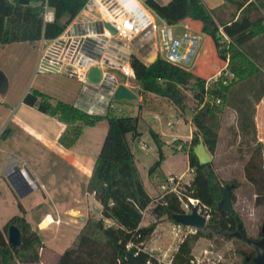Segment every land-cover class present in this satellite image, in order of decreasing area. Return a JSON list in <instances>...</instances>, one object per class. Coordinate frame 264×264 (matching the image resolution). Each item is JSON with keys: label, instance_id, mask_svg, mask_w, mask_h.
Returning <instances> with one entry per match:
<instances>
[{"label": "trees", "instance_id": "1", "mask_svg": "<svg viewBox=\"0 0 264 264\" xmlns=\"http://www.w3.org/2000/svg\"><path fill=\"white\" fill-rule=\"evenodd\" d=\"M86 2L87 0H0V46L20 42L35 43L42 37H58L77 17ZM145 2L147 7L171 25L187 19L199 22L201 31L211 38L221 59L225 61L227 52H230L229 68L236 76L229 85H224L222 81L212 84L208 89L209 98L205 101L207 79L204 77L161 58L146 64L137 55L131 57V65L142 93L168 99L185 111L188 99L186 90L190 89L198 103L191 117L195 130L188 151L189 166L194 169V175L191 184L183 185L180 193L186 201L189 197L198 199L211 209V216L204 229L189 233L181 241L172 259V264H196L193 249L201 238H238V231H243L245 236L238 239L247 242L246 238H249L241 216L233 208L226 212L218 207L222 199V185L212 168V162L203 165L194 154V148L202 141L211 155L216 152L221 118L227 107L240 116L242 134H253L256 141V147L245 163L244 173L255 187L256 204H264L263 144L257 139L255 121L256 104L264 97L263 60L246 48L253 39L262 35L264 39V15L260 14L256 19L242 15L231 24L220 26L214 13L205 8L202 0H171L168 4H162L158 0ZM46 4L54 10V22H44ZM260 7L261 4L256 7L259 12ZM221 27L232 40L228 50L221 48ZM247 81L251 83V100L242 91ZM0 83L5 86L7 84L3 75H0ZM217 100L220 102L217 103ZM24 102L43 113L58 117L66 124L67 129L59 139L66 148L77 142L84 126H95L102 120H107L109 124L87 185V191L93 193L102 205L101 215L87 219L75 240L55 264H166L146 247L158 221L142 225L143 212L149 209L157 219L167 216L175 223L174 215L185 212L178 195L167 194L156 200L144 185L128 139V135L132 139L141 135L138 129L140 117L118 116L110 111L92 115L64 101L53 104L49 95L38 90L28 92ZM140 110H143V105H140ZM150 133L159 153V159L149 170L150 175H153L164 161L165 154L160 135L153 130ZM11 225L17 226L21 231L20 247H14L8 242V229ZM43 247V239L38 230L33 229L24 216L15 215L3 229L0 228V264L39 263ZM249 259L250 264H255L254 258Z\"/></svg>", "mask_w": 264, "mask_h": 264}, {"label": "rangeland", "instance_id": "2", "mask_svg": "<svg viewBox=\"0 0 264 264\" xmlns=\"http://www.w3.org/2000/svg\"><path fill=\"white\" fill-rule=\"evenodd\" d=\"M138 2L144 7H147L145 0H138ZM263 2L264 0H256L258 6L261 4V15H264ZM150 13L160 25L161 21L156 13L151 10ZM184 24L186 23L182 22L173 26V29L178 35H182L187 31ZM191 30L195 31L196 27L192 26ZM197 33L201 37L197 51L199 53L201 52L203 56L200 63H194L190 71L195 72L209 81L223 68L225 61L216 53L211 38L201 31ZM23 46L24 52H21V55L24 53L22 55V64L25 61L24 66L26 67L27 64L32 63L38 57L39 50L33 49L34 47L27 43H24ZM38 47H40V44H38ZM5 48H1L0 62L2 63L7 58L9 64L6 65L7 68L5 67L6 70L4 71L12 78L14 77L13 65H18L19 52L16 51L13 54H7L4 51L6 50ZM13 50L15 51V49ZM216 65L219 66V69H216ZM262 67L264 70V64ZM115 72L118 78L124 82L125 78L118 71ZM74 80L71 77L61 74L57 77L56 75H51V73H38L35 71L29 79L27 89L29 92L41 90L54 97H60L61 92L83 88L82 84H78L76 82L77 80ZM250 85L251 83L247 81L242 91L251 100L253 99V94L249 91ZM133 86L135 87L133 92L137 98L115 100L114 103L117 108H121L122 111L110 112L118 116L138 115L140 117L138 129L142 133V140L140 143H136L135 150L141 177L149 191L153 195H156L158 191L161 194L160 185L167 179L165 174L170 172L187 173L185 181L190 180L191 182L193 175L189 172L188 151L190 149L189 142L192 137L189 138V136L195 128L190 122L192 114L198 107L192 90H186L188 96L186 101L187 110L183 111L168 99L142 93L138 82H133ZM140 105H143V110H140ZM169 123H173L174 127H169ZM256 125L258 130L257 139L263 144L264 164V115L262 110ZM152 129L156 133H159L165 142L163 145V150L166 155L165 159L154 174L155 178L158 177L161 180L159 182V188L153 185V176L149 174V169L159 159L157 144L150 133ZM175 136L179 140L173 142ZM253 137V134L246 136L242 134L240 130V116L232 108H225L221 118L217 149L212 154V168L217 174L218 181L222 187L226 184H233L232 182H234L236 188L233 190L232 208L241 216L246 235L254 240H259L262 238L261 228L264 224V204H256L257 194L255 187L246 179L244 173L245 163L256 147V141H254ZM144 144L146 146L141 148ZM40 195V189L34 190L24 198L25 204L28 206L32 205ZM182 200V205L185 207L189 201H186L184 198ZM16 213L19 214L17 204H13L8 198L2 197L0 200V225H4ZM143 216L142 222L144 224L154 223V220L158 221L153 236L146 244L147 249L156 255L159 260L166 264H172L173 256L179 244L190 233V229L183 228L182 232L177 233L175 230L177 223L170 220L167 216L157 219L149 209L144 211ZM76 223L80 224V221ZM67 230L64 227L58 236L55 234L56 232H41L42 238L48 241L49 244H45L40 250L41 262L35 264H52L56 253L60 255L64 252L67 247L65 245L74 237V232L70 236ZM193 254L196 264H250L249 257L255 258L257 255L256 251L246 241L236 237L222 236H215L212 239L201 238L194 246ZM16 264L22 263L18 262Z\"/></svg>", "mask_w": 264, "mask_h": 264}, {"label": "crops", "instance_id": "3", "mask_svg": "<svg viewBox=\"0 0 264 264\" xmlns=\"http://www.w3.org/2000/svg\"><path fill=\"white\" fill-rule=\"evenodd\" d=\"M158 1L162 4H168L171 0ZM202 3L209 12L214 13L220 26L231 24L242 15L249 16L251 19H256L260 15L259 10L256 8L258 6L256 0H202ZM182 22H185L190 27L195 26L196 32L201 31L199 22L189 19ZM24 43L33 46V49L37 51L39 50V41L0 46V52L3 47H6L4 51L7 54L19 52L18 65H13L14 77L11 78L4 71L6 70V65L9 64L7 58L2 63L0 62V75H3L7 81L6 86L0 83V200L2 197H6L13 204H17L19 214L16 213L10 218L15 215L24 216L33 229L39 231L40 235L41 232H56L55 234L58 236L64 227L66 230L68 229L70 236L74 232V237L70 239V243L68 242L65 245L67 246L66 250L75 240L87 219L101 215L102 205L93 193L87 191V185L107 135L109 124L107 120H102L95 126H84L77 142L72 147H64L59 139L67 129L66 124L61 122L58 117L43 113L36 107L24 102V97L29 92L27 89L29 79L36 71L38 61L37 57L32 63L27 64L26 67L24 66L25 61L22 64V55L24 53L21 55V52H24V48H22ZM246 48L257 54L264 64L263 35L250 41ZM202 56V53L198 52L194 63L199 64ZM216 69H219V66L216 65ZM51 75L60 76V74ZM81 90L79 88L78 90L61 92L60 97H54L45 91H38L49 95L53 104L58 101H64L74 105V102L76 103L79 100ZM261 110L264 115V97L256 104L255 121L257 123ZM193 131L189 138L192 137ZM141 138L142 133L136 139H132L131 135H128L138 170V157L135 146L136 143L141 142ZM163 143L165 142L163 141ZM144 146L146 144L141 146V148H144ZM13 164H16L21 169L24 167L27 171V176L36 180L40 185L41 195L30 206L24 202V198L28 195L20 198L7 179V173ZM154 174L150 175L156 181L153 180V185L159 188L161 180L158 177L155 178ZM171 174L181 175L183 173L170 172L165 174V176L168 177ZM144 185L151 196L156 197L159 194L158 191L156 195H153L145 182ZM47 214H51L54 218L61 220L60 224L41 229L39 225ZM9 219L4 225H0L1 229L5 227ZM77 221H80V224H77ZM142 225L147 224L142 222ZM43 243L44 245L49 244L45 239H43ZM60 255L56 253L52 264L58 261Z\"/></svg>", "mask_w": 264, "mask_h": 264}, {"label": "built area", "instance_id": "4", "mask_svg": "<svg viewBox=\"0 0 264 264\" xmlns=\"http://www.w3.org/2000/svg\"><path fill=\"white\" fill-rule=\"evenodd\" d=\"M150 10L138 0H87L83 9L61 35L54 39L42 37L39 40L36 72L61 74L80 82L83 88L75 107L76 105L84 107L95 115H100L97 112L104 108L105 113L121 112L122 109L117 108L114 103L116 100L114 93L107 104L109 91H115L120 84L131 90L135 88L133 82L137 80L131 65L133 55H137L146 64H150L149 59L155 55L157 59L161 58L188 71L193 67L198 55L197 48L201 37L196 31L191 30L188 24H184L187 31L178 35L173 29L174 25L157 15L161 21L159 25ZM43 19L45 23L55 21L54 10L47 4ZM220 30L223 35L221 48L228 50L232 40L224 33L222 27ZM230 57V52H227L223 68L206 82L205 101L209 98L208 89L212 84L222 81L224 85H229L236 79L229 68ZM95 67L99 68L101 73L98 82H93L89 78V72ZM115 71L125 78L124 82L118 78ZM219 102L220 100H217V103ZM169 127L173 128L174 124L169 123ZM178 140L176 136L173 138V142ZM15 166L16 164H13L11 168L14 169ZM22 170L28 175L24 167ZM189 172L194 175V169L191 167ZM186 174L169 175L160 185L161 194L156 196V200L173 193L183 201L180 190L183 185L191 184L190 180L185 181ZM30 183L34 190L40 188L38 182L32 178ZM188 201L186 206H183L186 214L191 213L196 207L207 220L210 218V208L195 198L189 197ZM60 222L61 220L47 214L39 226L41 229H47ZM183 228L190 229V233L198 230L179 223L175 230L179 233Z\"/></svg>", "mask_w": 264, "mask_h": 264}, {"label": "water", "instance_id": "5", "mask_svg": "<svg viewBox=\"0 0 264 264\" xmlns=\"http://www.w3.org/2000/svg\"><path fill=\"white\" fill-rule=\"evenodd\" d=\"M114 31V30H113ZM157 60V56H152L150 58V63H153ZM89 78L93 82H98L101 78V73L99 68L95 67L92 68L89 72ZM114 93V97L116 100L120 99H135L137 98L136 94L128 88L124 84H120L115 91H109V98L107 101V104L109 103L111 96ZM80 110H83L84 112L90 113L86 108L77 106ZM98 114H104L105 108L101 111L97 112ZM92 115H95V113H90ZM194 154L198 158L199 162L201 164H208L213 161V157L206 148L204 142H200L195 148H194ZM7 179L11 183L12 187L16 191V193L20 197H25L28 194L32 193L34 191L33 187L31 186L30 180L28 176L23 172L21 168L18 166H15L14 169L11 167L9 168V171L7 173ZM235 189L234 184H226L221 189L222 193V199L218 204V207L224 211H229L233 207V190ZM174 220L182 224L184 226H190L196 229H204L207 226L208 220L205 216L201 215L197 208L194 207L192 209L191 213H181L174 215ZM241 229V227H240ZM261 234L262 238L259 240H254L252 238H246L248 244L256 251L257 255L254 258L255 264H264V224L261 228ZM236 236L238 238H245L243 231H238L236 233ZM8 242L9 244L13 245L14 247H20L22 243V234L20 229L15 226L11 225L8 229Z\"/></svg>", "mask_w": 264, "mask_h": 264}, {"label": "bare ground", "instance_id": "6", "mask_svg": "<svg viewBox=\"0 0 264 264\" xmlns=\"http://www.w3.org/2000/svg\"><path fill=\"white\" fill-rule=\"evenodd\" d=\"M29 178V177H28ZM29 180H30V178H29Z\"/></svg>", "mask_w": 264, "mask_h": 264}]
</instances>
